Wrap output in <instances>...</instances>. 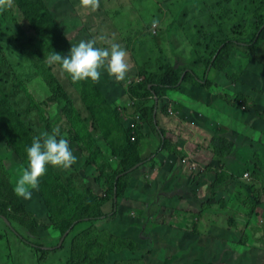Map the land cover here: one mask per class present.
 Returning <instances> with one entry per match:
<instances>
[{
	"label": "rangeland",
	"instance_id": "374dc122",
	"mask_svg": "<svg viewBox=\"0 0 264 264\" xmlns=\"http://www.w3.org/2000/svg\"><path fill=\"white\" fill-rule=\"evenodd\" d=\"M0 1L11 14L14 0ZM29 1V10L36 12L34 1H41L56 21L67 42L63 49L92 39L98 47L118 43L130 59H126L128 70L121 80L100 69L96 82L76 80L73 85L58 64L48 63V56L45 61L51 76L39 73L31 64L29 48L24 53L19 46L0 43L7 61L0 62L1 116H6L0 131L5 135L3 142L22 143L15 151L0 144V189L5 194L0 202L15 216L9 220L0 215V264H67L72 238L94 228L133 240L146 264H264V206H257L250 197L253 194L264 203V115L259 118L255 114L264 113V43L256 52L240 46L251 40L263 22L264 0H97L95 8L83 7L80 0ZM12 26L0 39L8 40L4 39L6 31L14 34ZM153 36L156 39L152 41ZM223 37L241 42L233 47L238 50L233 59L236 66H230L237 81L213 71L207 73L214 81L208 91L183 84L181 95L169 92V98L165 95L158 104L153 102L169 149L161 150L151 166L144 162V182H136L130 175L125 198L117 201L118 209L113 210L109 180L134 158L131 151L127 155L119 148L113 114L124 127L133 117L137 129L144 132L137 143L140 157L160 146L158 135L148 126L150 118L140 116L141 120V114L131 116L126 111L132 101L128 77L133 79L139 72L143 80L144 74L157 75L166 65L178 72L190 67L201 72L202 67L194 65V51L205 54L210 40ZM127 38L134 40L132 46ZM182 46H189L188 51L192 48L191 54L178 49ZM57 84L62 88L59 91L54 90ZM85 85L92 91L83 90ZM146 100L150 105L151 98ZM164 101L179 103L178 111L165 113ZM54 127L68 140L76 160L67 169L47 165L39 178L43 186L38 185L25 200L13 192L19 170L27 164L25 145ZM229 129L236 140L229 151H221L223 147L213 136L220 131L227 139ZM190 158L197 166L194 172L187 170ZM222 164L230 171L248 173L242 176V185L237 180L225 181L224 173L217 170ZM255 165L262 169L254 171ZM153 169L157 173L150 178ZM189 174L194 175L177 187ZM216 176L223 179L212 186ZM84 203L114 214L94 224L79 223L75 230L61 234L59 227L72 210L80 217L85 214ZM19 215L29 220V228L19 225ZM12 229L43 247L26 246Z\"/></svg>",
	"mask_w": 264,
	"mask_h": 264
},
{
	"label": "trees",
	"instance_id": "16d2710c",
	"mask_svg": "<svg viewBox=\"0 0 264 264\" xmlns=\"http://www.w3.org/2000/svg\"><path fill=\"white\" fill-rule=\"evenodd\" d=\"M1 3L2 1H0V10H1L0 35L2 33H5V30L9 29L10 25L11 26L13 25L12 27L15 30V32L14 34L10 35L6 31V38L4 39H8V40L0 39V43H3L4 45L7 46H14V45L19 46L21 47L22 51H24V53H26L25 48L26 47L29 48L30 49L29 52H31V54L29 55L30 56L29 61L31 62V64L38 70L39 73L45 72L47 75L51 76L48 73V63L45 61V58L50 55L51 50L60 52L63 55L64 53H66L67 49L69 48L68 46H66L63 49L64 44H67V42L64 43L65 42L64 40L65 38L63 36L64 34L57 25L56 21L53 19L51 14H49V12L46 10V8L43 6L41 1H34L35 8L37 9V11L35 12L34 10H29V8H27L31 3L29 0H14V6H12L11 14H9V10L4 8V5H2ZM18 18H20L21 20L20 23L17 20ZM3 19L4 21H2ZM262 21L263 22L259 26H257L255 32L251 37V40L249 42L244 41L240 46H244L246 49L253 50V52H256L257 50L256 48H258L260 44L264 43V20ZM27 29L31 30L30 34L25 31ZM155 39L156 37L153 36L152 41ZM127 40L128 43H130V46H132L134 40L132 38H127ZM189 41L192 42V44L194 43L191 39ZM189 41H187L186 43L187 45L190 46V44H188ZM240 43L241 42H238L236 39L229 37L226 38L223 37L219 39L217 38L214 40H210V43L206 44V47H204V50L206 51L205 54L202 51H200L199 53H196V51H194L195 53L194 65L195 67H200V66L202 67L201 69L202 75H200L201 72H199L197 69L192 67L183 68L181 71L178 72V70L175 71L174 68L171 67V65H166L164 67L165 65L164 63V65L163 64L160 65L161 67L163 66L164 68L160 69L159 74L156 75L154 74V72L144 74L143 80L140 84L132 86L131 88L130 87L127 88V91L130 88L128 93L131 100L133 98H136L134 100L133 105L131 106V109L128 110V113L131 116L133 113H136L138 115L141 114L139 115V117L144 116L146 119L147 117L150 118L149 119L150 124L148 126L149 127L152 126V130L155 132L156 135H158L159 137L158 145L160 144V146L154 153L149 154L147 157L145 158L140 157V155L138 154L139 151L137 150L138 147L137 143L139 142L140 139L144 138L141 135V133L144 134V132L140 133L139 129L136 128L135 136H134L135 139L133 142H130L131 130L121 125L119 123V119L117 118L116 114L115 113L113 114L114 122L116 126V132H114V134L116 135L115 138H118L121 141V145L119 148L122 149L123 154H127V155L129 151H131L134 157L129 164H123V166L120 169H118L115 173H113V175L109 180L108 192L110 195V199L112 200L113 210L118 209L117 201L125 198V193H126L125 190L126 187L128 186L129 177L131 173L135 169L137 170L140 166L130 171L131 173L129 172V169L131 167H134L137 163L138 164L140 163L142 165L144 164V162L145 163L148 162V165L151 166L152 164H154L155 156L165 147L168 148L165 138V130L162 125H159V122L157 120V106L155 103H153L154 102L153 95L156 96L157 100L162 99V96L167 95V93L169 92L172 93L178 92V94L181 95L180 93L181 90L179 87L182 86L183 84L185 85L190 84L196 88L208 91L209 87L214 84V81L210 79V75L213 71H216L217 74L225 73L227 80H231V82L237 81L234 80L236 73L232 67L236 66V64H234L233 59L235 53H237L238 50L233 47L239 46ZM189 46H182L179 47L178 49H182L184 53L190 55L193 49L191 48L188 51ZM175 49L178 50L177 48ZM0 51H2L1 46H0ZM135 56L139 57L140 55L135 54ZM0 62L1 63L4 62L5 64H7L4 54L1 55V52H0ZM166 64H170V63H166ZM181 72L182 74H179ZM207 73H210V75L208 76ZM72 84L76 85V82L73 81ZM82 88L83 90L88 88L89 90L92 91V89L90 87H87L86 85L83 86ZM60 89L62 88L58 84L56 85V87H54V90L56 91H59ZM146 98H151L150 105H147ZM187 99H190L189 96H187ZM159 102L160 101H158L157 104ZM164 104H169V103L167 101H164ZM174 105H176L174 109L178 110L180 104L175 103ZM144 107L147 108L145 109ZM2 109H3V101L0 103V124H3L2 122L3 117H6L4 115L1 116ZM136 109L139 110L140 113ZM165 113H167L166 109H165ZM255 114L259 118L263 117L264 115V113L262 112H256ZM140 119L142 120L141 117ZM224 129L225 127H222L221 131L225 132ZM220 133L221 132L219 131L218 134L213 136L215 139H217L216 144L221 145L223 147V149L221 148L219 150L229 151V148L236 140V136L231 129H229V131L227 132L228 133L227 139L225 137L220 136ZM4 136L5 135L0 131V144L6 143L7 145L11 146L14 151H15V146L17 144H22L20 141L14 143V140L11 141L10 143L3 142L5 141ZM261 169H262L261 167H256L255 165L253 170L259 171ZM217 170L219 171L220 174L224 173L222 174V176L224 175L226 176L225 181L229 183H233L232 180L233 181L237 180L242 185L243 183L242 181L244 180L241 176L242 175L241 172L230 171L229 167L223 164L221 168ZM222 176L220 178H222ZM220 178L214 180L212 186L217 181L219 182ZM42 183L43 182H41L40 180L39 185L43 186ZM177 185L178 186L184 185V178H182L177 183ZM216 185L217 183L215 184V186ZM4 195H5L4 192L0 189V198ZM250 197L253 203H255L257 206H264V203L260 202L259 198L253 196V194H250ZM102 202L103 201H101V203ZM84 204L85 207L82 205L81 208H83V210L84 208L86 209L85 214L80 217L77 215V212L75 210H72L70 213V218L65 222L64 226L59 227L61 234H64L66 231L69 232L75 230L76 229L75 226L79 223L89 222L94 224L101 218L112 216L113 213L112 211L109 214H104L102 210H100L98 206H96L95 204L91 208H89L86 203ZM77 209L80 210L79 206L77 207ZM0 215L4 216L6 219L9 220L15 217L14 214L7 212L4 209L1 202H0ZM18 217H19L20 226H23L25 228L30 227L29 220L24 219L23 215H19ZM1 220L3 221V219ZM33 226L34 225L31 224L32 228ZM8 228L11 229V226ZM83 231L84 232L82 233L79 232L78 235L72 238V242L69 247L67 264H146L143 258L145 255L143 254V252L140 251L136 252L138 250L137 244L133 240L119 239L115 236L112 237L107 231L96 230L95 228L94 230L87 229ZM12 232L21 242H23L28 247L31 246L38 249H41L43 247L42 244H36L27 241V239L24 236H22V234L14 230ZM110 237L113 238V240ZM51 248L54 249L55 247H51ZM60 248H62V246ZM164 264H167V261L164 262Z\"/></svg>",
	"mask_w": 264,
	"mask_h": 264
},
{
	"label": "clouds",
	"instance_id": "9594fccd",
	"mask_svg": "<svg viewBox=\"0 0 264 264\" xmlns=\"http://www.w3.org/2000/svg\"><path fill=\"white\" fill-rule=\"evenodd\" d=\"M96 2L97 0H80L83 7L95 8ZM95 44L92 39H82L70 45L63 55L52 51L47 57L48 63L58 64L73 81L89 79L96 82L101 76L100 69H104L117 81L123 79L128 70L125 49L118 43H112L109 47H98ZM136 128H128L131 130L130 139L134 138ZM25 154L27 164L19 170L13 186V192L25 200L30 199L32 190L38 188L39 178L45 173L47 165L67 169L76 160L68 140L56 127L51 132L33 136L30 144L25 145ZM191 162L195 161L189 160ZM140 165L139 163L138 166ZM245 174L248 173L244 172L241 176Z\"/></svg>",
	"mask_w": 264,
	"mask_h": 264
},
{
	"label": "crops",
	"instance_id": "0c3cea01",
	"mask_svg": "<svg viewBox=\"0 0 264 264\" xmlns=\"http://www.w3.org/2000/svg\"><path fill=\"white\" fill-rule=\"evenodd\" d=\"M126 59H130L129 57H127ZM139 72H136V76H135V78H133V79H131L130 77H128V80L126 81L127 82V84H129L128 85V87H132V86H135V85H138V84H140L141 82H142V77L138 74ZM182 92V91H181ZM179 95V94H178ZM166 97H168L169 98V96L168 95H166ZM172 97H175V96H172ZM134 100H135V98H133L132 99V101H130V104L128 105V107L126 108V111L128 112V110H130L131 109V106L133 105V103H134ZM171 103H169V104H161V105H164L165 107H166V110H167V112L170 114V115H172L173 114V111H178V110H175L174 109V107H175V105L172 103L171 105H170ZM134 136H135V133H134ZM134 139H135V137H134ZM131 140V139H130ZM134 141V140H133ZM142 154V153H141ZM147 157V156H146ZM156 159H157V157H155V161H156ZM190 160H193L192 158H190ZM156 167V166H155ZM196 164H195V166L193 167V168H188L187 167V170H189L190 172L192 171V172H194L195 170H196ZM136 170V169H135ZM133 171L132 173H131V178L133 179V180H135L136 182H140V183H142V182H144V164H142V165H140V167L136 170V171ZM153 171H155V173H152ZM152 172H150L149 173V176H150V178H151V176L153 177V178H155V176H156V173H157V171H156V169H153L152 170ZM152 174V175H151ZM155 175V176H154ZM175 175V173L173 174V176ZM194 174H189V175H187V177L186 176H184L183 178H184V183H186V181H187V179L186 178H188V177H190V176H193ZM139 177V176H142L140 179H135L134 177ZM182 179V178H181ZM180 179V180H181ZM179 180V181H180ZM178 181V182H179ZM177 182V183H178ZM176 186L178 187V185L176 184ZM182 186V185H181ZM180 186V187H181Z\"/></svg>",
	"mask_w": 264,
	"mask_h": 264
},
{
	"label": "built area",
	"instance_id": "2783aa9c",
	"mask_svg": "<svg viewBox=\"0 0 264 264\" xmlns=\"http://www.w3.org/2000/svg\"><path fill=\"white\" fill-rule=\"evenodd\" d=\"M136 127V124H135V121L133 120V117H132V119H131V122H130V124H129V126H128V128H130V129H134ZM134 138L132 137L131 138V140H133ZM184 159H182L181 161H183ZM190 160V159H189ZM195 166V162H191V163H189V166H188V168H193Z\"/></svg>",
	"mask_w": 264,
	"mask_h": 264
},
{
	"label": "water",
	"instance_id": "95a60500",
	"mask_svg": "<svg viewBox=\"0 0 264 264\" xmlns=\"http://www.w3.org/2000/svg\"><path fill=\"white\" fill-rule=\"evenodd\" d=\"M154 100H155V102H156V97L154 96ZM134 167H136V166H134ZM133 167V168H134ZM114 200H115V197H114ZM66 234V232L63 234V235H65ZM63 240V237L61 238V240H60V243H61V241ZM60 243H59V245H60Z\"/></svg>",
	"mask_w": 264,
	"mask_h": 264
}]
</instances>
